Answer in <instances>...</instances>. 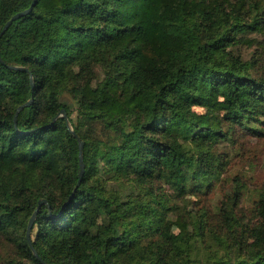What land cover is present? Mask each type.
Returning a JSON list of instances; mask_svg holds the SVG:
<instances>
[{"label":"trees","instance_id":"16d2710c","mask_svg":"<svg viewBox=\"0 0 264 264\" xmlns=\"http://www.w3.org/2000/svg\"><path fill=\"white\" fill-rule=\"evenodd\" d=\"M234 128L264 129V0H36L0 36V264H264V194L191 199Z\"/></svg>","mask_w":264,"mask_h":264},{"label":"rangeland","instance_id":"374dc122","mask_svg":"<svg viewBox=\"0 0 264 264\" xmlns=\"http://www.w3.org/2000/svg\"><path fill=\"white\" fill-rule=\"evenodd\" d=\"M243 52L248 50L241 48ZM195 111L204 116L205 112L201 108ZM260 135L249 134L239 128H234L230 138L218 144L217 149L223 155L226 166L224 172L218 180L213 182L212 188L204 195L192 197L199 206H205L209 210H214L225 195L231 190L234 178H238L242 183L244 195L239 206L240 214L251 215V202L256 200L260 194H264V129H260ZM148 195L149 191L145 190ZM246 219V220H247ZM252 226L257 225L256 219L251 221ZM175 227L172 232H176ZM249 235L245 240H250ZM1 251V249H0Z\"/></svg>","mask_w":264,"mask_h":264},{"label":"water","instance_id":"95a60500","mask_svg":"<svg viewBox=\"0 0 264 264\" xmlns=\"http://www.w3.org/2000/svg\"><path fill=\"white\" fill-rule=\"evenodd\" d=\"M35 2H36V0H33L31 6H30L27 10L22 11V12H19V13L15 14L14 16H12V17H11V18H10L5 24H4V26H3V28H2V30H1V32H0V36L5 32V30L8 28V26H9L14 20H16L17 18H19L20 16H23V15L29 13V12L31 11L33 5L35 4ZM24 105H28V103H26V104H24ZM24 105H21V106H19V107L17 108V110H16V115L18 114V112L20 111V109H21L22 107H24ZM62 113H63V115H64V111H63ZM64 116H65V115H64ZM81 148H82V142L79 143V162H80L81 167H80V173H79V180H78L76 186L79 185L80 178L82 177L83 172H84V168H83V165H82ZM34 215H35V214H33V216L30 218L29 223H28V226H27V239H28V242H29V243H30L29 232H30V229H31L32 224H33Z\"/></svg>","mask_w":264,"mask_h":264}]
</instances>
